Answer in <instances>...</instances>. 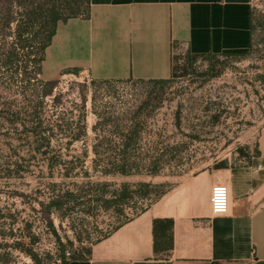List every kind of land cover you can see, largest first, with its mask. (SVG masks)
<instances>
[{
  "label": "rangeland",
  "instance_id": "1",
  "mask_svg": "<svg viewBox=\"0 0 264 264\" xmlns=\"http://www.w3.org/2000/svg\"><path fill=\"white\" fill-rule=\"evenodd\" d=\"M251 4L244 56L186 71L178 56L165 82L81 73L47 81L31 61L50 28L42 21L19 35L25 10L82 16L87 0H0V264H53L60 246L91 248L191 176L246 162L264 127V0Z\"/></svg>",
  "mask_w": 264,
  "mask_h": 264
},
{
  "label": "crops",
  "instance_id": "2",
  "mask_svg": "<svg viewBox=\"0 0 264 264\" xmlns=\"http://www.w3.org/2000/svg\"><path fill=\"white\" fill-rule=\"evenodd\" d=\"M251 0H89L88 18L59 22L42 76L87 74L94 81H160L186 53L246 54ZM241 165L206 169L176 186L65 264H264V127ZM230 189V211L214 217L210 193ZM173 222L164 250L163 223ZM157 237V252L156 239ZM169 244V243H168Z\"/></svg>",
  "mask_w": 264,
  "mask_h": 264
},
{
  "label": "trees",
  "instance_id": "3",
  "mask_svg": "<svg viewBox=\"0 0 264 264\" xmlns=\"http://www.w3.org/2000/svg\"><path fill=\"white\" fill-rule=\"evenodd\" d=\"M26 14V21L24 22L23 25H19V35H22L24 31L28 30L34 23H41L42 21L45 22V25L47 24L50 28V31L47 33V35L38 43V54H37V58L35 57L32 61L31 64L34 68V73L35 75H42V63L44 61V56H45V50L47 47L50 46L52 38L54 37L56 30H57V26L59 24V22H66L68 19L70 18H77V17H82V18H88L89 17V0H87V7L86 9L83 11V15L82 16H72V17H65L62 18L61 15H59L58 13V9L57 8H53V9H44L43 6L39 5L36 6L35 9H31L30 11H28L27 9L25 10ZM252 29H253V25H252ZM19 45L22 49H24L26 47V44H24L23 42H19ZM19 45L16 44V46L11 49L9 52H7V54H4L3 57V63L4 64H9L11 63L15 57H17V52H16V48H19ZM27 49V57L30 58L33 51V47H26ZM245 54H241V55H236L234 57H241L244 56ZM230 56V55H228ZM231 57V56H230ZM217 58L215 56L212 55H191L190 53H186L184 55V69L186 71V69L188 68H192L194 66L195 63H197L200 60H210V59H214ZM30 64V63H29ZM26 67L24 68L25 71H23V78L26 81H30L31 78L28 76V68L29 65L26 61ZM167 80H160V81H154V82H165ZM43 85H48V83H44ZM124 154V152H123ZM241 154L243 155V152H241ZM248 158V156H247ZM127 163H125V161L121 162V165H119L117 168L119 170L120 173L122 174H127ZM70 196V194H67ZM73 196V195H71ZM52 204L54 206H56L57 209H60V200L59 198L56 200H53ZM159 223H163L165 225V227L169 230V231H164V234L162 236V238L164 239V250H169L170 248H172L173 245V235H172V227H173V222L172 221H154V229L156 228V226ZM35 242V239H32ZM155 245H156V252H157V237L155 239ZM169 243V244H168ZM24 253H26L28 256H30L36 263H40V260L38 259L37 255L35 254L33 249H27L26 247L24 249H22ZM60 255L63 256L64 255V251L65 248L64 246H60ZM90 253V248L89 249H82L79 253L77 252H73V255L71 257V260H79V259H84L87 258L89 256Z\"/></svg>",
  "mask_w": 264,
  "mask_h": 264
},
{
  "label": "built area",
  "instance_id": "4",
  "mask_svg": "<svg viewBox=\"0 0 264 264\" xmlns=\"http://www.w3.org/2000/svg\"><path fill=\"white\" fill-rule=\"evenodd\" d=\"M210 209L214 217H223L230 211V189L227 185H216L212 187L210 193ZM73 251L65 249L64 255L55 259L53 264H65L71 260Z\"/></svg>",
  "mask_w": 264,
  "mask_h": 264
}]
</instances>
